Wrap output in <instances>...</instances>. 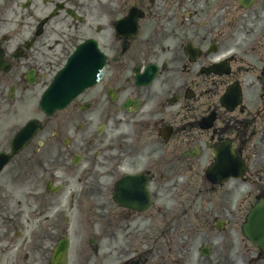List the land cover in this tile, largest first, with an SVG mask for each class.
Masks as SVG:
<instances>
[{
  "label": "flooded vegetation",
  "instance_id": "af4514ba",
  "mask_svg": "<svg viewBox=\"0 0 264 264\" xmlns=\"http://www.w3.org/2000/svg\"><path fill=\"white\" fill-rule=\"evenodd\" d=\"M21 8L0 19V152L20 121L41 130L0 173V219L28 218L29 238L5 250L11 264H264L242 234L264 201V0ZM86 42L104 57L101 81L36 114L52 71ZM225 143L245 172L212 185V149Z\"/></svg>",
  "mask_w": 264,
  "mask_h": 264
},
{
  "label": "water",
  "instance_id": "95a60500",
  "mask_svg": "<svg viewBox=\"0 0 264 264\" xmlns=\"http://www.w3.org/2000/svg\"><path fill=\"white\" fill-rule=\"evenodd\" d=\"M76 69L74 55L70 59L67 68L58 74L50 89L43 96L40 103L42 109L53 110L62 107L69 99L82 91L86 85L94 82L98 77V75L94 74L92 79L86 78L84 74H80ZM260 229L264 232V222L261 224Z\"/></svg>",
  "mask_w": 264,
  "mask_h": 264
},
{
  "label": "rangeland",
  "instance_id": "374dc122",
  "mask_svg": "<svg viewBox=\"0 0 264 264\" xmlns=\"http://www.w3.org/2000/svg\"><path fill=\"white\" fill-rule=\"evenodd\" d=\"M11 0H0V15H4L7 14L8 11L6 10V8L4 7L3 4H5L7 6V4L10 2ZM62 63V62H61ZM4 226L3 220H0V227L2 228Z\"/></svg>",
  "mask_w": 264,
  "mask_h": 264
}]
</instances>
